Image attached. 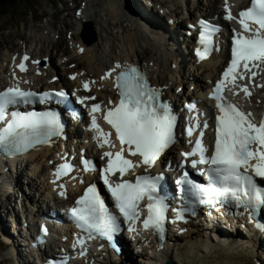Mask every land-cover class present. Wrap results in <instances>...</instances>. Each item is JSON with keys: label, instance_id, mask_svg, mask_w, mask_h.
<instances>
[{"label": "snow or ice", "instance_id": "6c2138e0", "mask_svg": "<svg viewBox=\"0 0 264 264\" xmlns=\"http://www.w3.org/2000/svg\"><path fill=\"white\" fill-rule=\"evenodd\" d=\"M250 3L251 6L247 10L239 13L238 20L242 33L248 35L235 34L230 65L223 74L224 79L216 84L212 95L219 110V115L216 116L215 152L206 157L204 147L197 141L195 149L185 153L186 157L199 154V161H192L193 167H196L197 163L209 165L207 187L188 181V174L185 173V181L191 184L201 203L211 202L205 201L204 196L215 195L225 198L230 196L238 203L254 204L257 208L264 204V198L257 190L253 176L247 174L251 169L256 177L264 179V119L257 124L251 112H244L237 104L228 102L222 95L227 83L231 84L233 89L239 87V91H233V95L243 92L245 97H250L249 87L237 86L236 81L245 78L254 80L260 71H264V0H250ZM226 11L228 12L226 18L234 19L231 11L227 8ZM250 24L256 25L255 30L250 28ZM205 28L206 31L201 34L200 41L207 45L211 43V37L206 25ZM197 55L201 59L205 58V53L199 49ZM28 59L27 55L23 57L19 65L21 71L27 70L24 61ZM116 68H120V65L117 64ZM111 75V72L107 73L104 79ZM116 87L119 90V103L107 111L104 120L115 130L121 150L114 155L110 151L104 153L108 162L103 170V181L115 198L120 213L125 220L133 223L140 217V202L147 197L148 215L143 220L144 229L151 228L162 232L167 206L163 199L157 196V192L163 177L138 176L135 183L122 181L113 185L109 181V175L119 172L123 177L130 168L140 166L124 158L125 145L130 156H139L142 164L152 167L174 143L176 117L172 114L169 104L160 102V93L148 86L146 78L137 68L130 66L120 72L116 76ZM84 88L89 90L88 84H85ZM35 95L18 87L0 92V121L4 120L9 106L28 103ZM57 95L65 94L60 92ZM78 99L80 103L84 102L83 99ZM99 110L100 105L97 104L93 105L91 111L96 113ZM11 117L6 127L0 129V148L10 153L27 150L38 143H47L48 137L59 134V119L53 113L24 114L12 111ZM92 128L99 134L98 140L103 138L101 147L105 144L114 146L108 139L110 134L100 129L95 115L92 118ZM189 134L191 135V130ZM252 161L256 163L253 164ZM70 169L71 165L61 164L55 175L57 177L66 175ZM76 204L77 207L71 211L78 226L87 232L89 237L94 238V234H102L111 241L112 233L118 230L119 225L116 216L109 213L97 189L94 186L89 187ZM258 227L264 230V226ZM129 230H134L131 224ZM44 231L46 233L47 229ZM77 243L82 246L83 241L78 239Z\"/></svg>", "mask_w": 264, "mask_h": 264}, {"label": "bare ground", "instance_id": "6f19581e", "mask_svg": "<svg viewBox=\"0 0 264 264\" xmlns=\"http://www.w3.org/2000/svg\"><path fill=\"white\" fill-rule=\"evenodd\" d=\"M92 1L93 0H88L89 4L83 12V17L79 18V20L76 19V24H74L70 30L65 31V34L73 31L74 35H78V31L80 30L81 25L86 26L88 24L86 21H89L92 23V27H94V30L87 31L85 32V34L97 36L98 41L94 46L88 47L81 56H78L77 52L80 44L78 46H75L74 43L78 42H71L70 46L73 48L71 52L72 57L77 60L80 59V63L86 66L84 69L88 73H90L91 77L94 76L96 78L102 75L103 71L110 67L112 61L117 57H121L124 60L136 62L144 70H146V72L150 76V82L153 85L162 87L166 96H169L175 78L181 72H184L179 68L178 65L184 66L185 62H187V58L183 57L180 61V56L172 52L171 48L166 43H163L160 38H157L156 36L145 32L141 28L139 21H129L127 17L130 16L125 15L124 12H120L117 0H107L108 4H110V7L112 8V10L110 11L111 13H109L107 10L103 11L105 13L99 11H91L92 6L90 5V3ZM179 1L184 2V0ZM191 5L194 11L198 13L195 16L196 18L198 15L201 16L203 12H207V10L209 9H218L220 1L209 0V5L205 6L201 5L200 0H195L191 3ZM106 12L109 15L111 14L110 17H112V19L114 20L113 23L108 18V14ZM189 12H191V10ZM64 30L59 32L60 35L58 33L60 39H62ZM32 36L37 41H49V36L46 31L38 32L37 29H34L32 31ZM138 50H142L144 53H150V56H148V58L140 57V55L138 54ZM41 54L42 51L39 49L36 51H29V55L32 59L42 60L44 56H47V53L42 55L43 57L40 56ZM4 56H6L4 61L8 60L9 63V57L11 56L10 53L7 52ZM82 58L84 59V61L81 60ZM220 58V55L212 56V58L208 62L202 63L198 67V73H201L200 80L203 79L204 75L206 76L204 80H206V78H210L215 74ZM172 64H175L176 69L171 67ZM177 66L180 70H177ZM43 67L38 69L39 72H42V75L41 77L38 76L36 79L31 80V76L34 77L35 75L31 68L28 72L29 75L27 76V79L28 81H31L35 88L40 85L41 79L46 73V71L42 70ZM47 69L52 71L54 70V67L51 64L48 65ZM4 77L5 70L0 67V79ZM103 86L105 87L106 91L111 90L110 83H104ZM201 86L202 85L200 84L199 87ZM173 100L176 101V98L174 97ZM251 102L256 111L264 110V92L259 93L255 98L251 100ZM48 152V149H43L38 150L33 154L34 156H39L40 159L42 158L44 165H46L47 159H44V157ZM44 165L42 164V162L40 163V160H37L36 164L32 166V169H39L40 167V169L43 171L45 169ZM13 213L14 212L12 209L11 214ZM17 231L19 233H23L25 229L22 227H18ZM193 234L194 236H192V238L196 237V241L192 240L189 242V239L187 238L188 244H184L183 246L178 247L175 253H170L169 250H166L160 254H155L154 257L150 256V264H163L166 260H174L173 262H175L176 264H205L206 260H208L209 257L214 258V264H254L255 261L259 260L257 258L258 252H256L254 249L248 248L249 244L241 242V239H236L237 236L234 238L236 240L226 242L227 240L223 241L220 237L215 238L212 236H207L206 233L202 234L198 230L193 232ZM240 235H242L241 232ZM6 236L7 238H10L9 234H6ZM261 242L264 245V240H261ZM256 245L260 246V243H257ZM16 247L12 248L11 252L15 257H18V259H20L19 249L21 248V246L19 244H16ZM22 249L25 256L33 260L32 256L26 253L24 245H22ZM144 255V253H141L138 255V257L142 259V256ZM125 258L130 259L127 264H135L133 263L134 256L130 253L126 254ZM109 264H122V260L115 263L110 261Z\"/></svg>", "mask_w": 264, "mask_h": 264}, {"label": "rangeland", "instance_id": "374dc122", "mask_svg": "<svg viewBox=\"0 0 264 264\" xmlns=\"http://www.w3.org/2000/svg\"><path fill=\"white\" fill-rule=\"evenodd\" d=\"M54 1L55 0H19L18 4H17V0H16L14 5L13 4H9V5H7L6 7L3 8V12H5V11H7L8 7H11L13 5L12 13H15V14L19 13V14L17 15V17L10 24H7L6 23V18L3 17L2 15H0V63L3 62L5 57H6V56H4L6 54V52L3 51L2 41L3 42H6V41L9 42L11 39H13L12 40V46L10 47L11 48V52L19 50L20 44L22 42H24V41L27 42L28 48L30 50L36 49V46H37V48H42L41 44L40 45H37V44L36 45H31L27 41V39L30 37V35L29 36H19L20 33L18 31H16L17 21L23 20L26 23H30V22L33 21V22H35V24H43V22L46 21V25H47L46 26V28H47L46 32H48L49 31L48 28H50L52 30V33L50 35H55V33H58V29L59 28L57 27V24H58V20L57 19H52V18H47L45 20H40L39 19L40 15L44 14V12L42 11L43 7L45 5H47L48 3H52ZM78 1H80V0H78ZM0 2H3V1L0 0ZM123 4L125 5V1L123 2ZM118 7L120 8V5H118ZM106 10L109 13H111L110 10L108 8H105V7H102L101 12L106 11ZM9 11L10 10H8V12ZM70 13H72V11H70ZM103 13H105V12H103ZM110 15L108 14V18L110 19V21H112L113 19H112V17H110ZM113 22H114V20L112 21V23ZM73 25H72V27H73ZM5 30H7V31H5ZM59 35H60V33H59ZM61 40H62V42H64L65 45L67 44V39L66 38H63ZM57 44L58 43H55L54 45H57ZM63 52H65V51H63ZM117 53H118V50H117ZM138 54L140 55V57H145V58H148V56H150V53L149 54L148 53H144L142 50H138ZM71 56H72V54H71ZM81 60L84 61L83 58ZM82 66H83V68L86 67L85 65H82ZM186 82H187L186 83L187 90L189 91L190 90L189 86H190L191 83H190L189 80H187ZM10 200H11V198H9V201ZM3 202L5 203V201H3ZM17 203L18 202L15 203V207L16 208H18V204ZM1 204H2V201H1V198H0V222L2 221V219L7 217L6 216V212L5 213L3 212ZM11 211H12V209H10V213H11ZM6 227H7V223H6ZM5 229H6L5 227H2L0 230H1L2 233H4ZM182 244H184V242H182V241L180 242L179 241V245L182 246ZM8 255H10V254H8V250H6L5 247L0 244V260L8 257ZM11 255H13L12 252H11ZM138 258L140 259V257H138ZM202 259H204V258H202ZM135 260L137 262L138 259L135 258ZM123 262L125 263V260H123ZM136 262L133 261V263L137 264ZM214 263H215L214 262V258H212V257H209L208 260H206V262H205V264H214ZM138 264H141V262H138Z\"/></svg>", "mask_w": 264, "mask_h": 264}, {"label": "water", "instance_id": "95a60500", "mask_svg": "<svg viewBox=\"0 0 264 264\" xmlns=\"http://www.w3.org/2000/svg\"><path fill=\"white\" fill-rule=\"evenodd\" d=\"M165 264H174V263H172L171 261H167Z\"/></svg>", "mask_w": 264, "mask_h": 264}, {"label": "trees", "instance_id": "16d2710c", "mask_svg": "<svg viewBox=\"0 0 264 264\" xmlns=\"http://www.w3.org/2000/svg\"><path fill=\"white\" fill-rule=\"evenodd\" d=\"M2 1H5V0H2Z\"/></svg>", "mask_w": 264, "mask_h": 264}]
</instances>
